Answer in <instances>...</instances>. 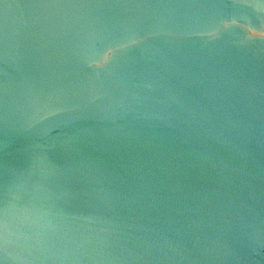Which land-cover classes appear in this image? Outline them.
<instances>
[{
	"label": "water",
	"instance_id": "1",
	"mask_svg": "<svg viewBox=\"0 0 264 264\" xmlns=\"http://www.w3.org/2000/svg\"><path fill=\"white\" fill-rule=\"evenodd\" d=\"M0 264H264V0H0Z\"/></svg>",
	"mask_w": 264,
	"mask_h": 264
}]
</instances>
